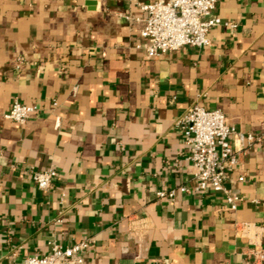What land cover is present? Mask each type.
I'll list each match as a JSON object with an SVG mask.
<instances>
[{"label":"crops","instance_id":"obj_1","mask_svg":"<svg viewBox=\"0 0 264 264\" xmlns=\"http://www.w3.org/2000/svg\"><path fill=\"white\" fill-rule=\"evenodd\" d=\"M154 1L0 0V264L84 239L83 264H248L235 225L264 231V0H216L234 29L148 59L136 20ZM15 99L38 108L23 125L3 119ZM195 103L255 138L224 184L234 211L178 191L194 182L175 124ZM48 168L43 192L28 174Z\"/></svg>","mask_w":264,"mask_h":264},{"label":"built area","instance_id":"obj_2","mask_svg":"<svg viewBox=\"0 0 264 264\" xmlns=\"http://www.w3.org/2000/svg\"><path fill=\"white\" fill-rule=\"evenodd\" d=\"M216 0H155L140 6L145 14L136 22L141 23L140 37L142 44L137 46L144 50L146 58L178 51L184 47L205 48L209 46L210 29L220 25L234 29L235 25L222 22L213 16ZM130 22L129 17H124ZM21 60L16 59L15 67H20ZM76 88L73 89V92ZM38 112L35 106H27L16 99L3 119L17 125L25 124L32 114ZM59 119L56 120V126ZM176 129L182 135L186 152L181 155L187 164L188 172L194 186L191 189L179 187V192L195 191L197 193H222L230 210H235L242 200L239 195L227 189L224 184L238 165V157L243 150L252 146L255 138L238 132L228 126L224 114L220 110H206L200 104L191 105L176 121ZM29 179L40 191H48L58 178L54 168L44 171H29ZM238 182L244 177L239 176ZM160 199L172 200L174 191L159 192ZM60 222V221H58ZM236 238H246L249 247L246 251L248 264L264 263V247L261 238L262 228L251 223L235 225ZM92 241L81 240L69 247L52 244L48 255H33L25 259L23 264H83L84 255L91 247Z\"/></svg>","mask_w":264,"mask_h":264}]
</instances>
